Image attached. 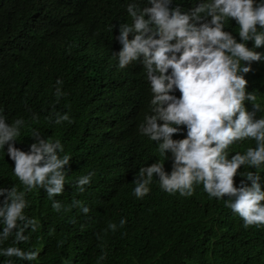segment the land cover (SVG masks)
<instances>
[{
  "label": "trees",
  "instance_id": "obj_1",
  "mask_svg": "<svg viewBox=\"0 0 264 264\" xmlns=\"http://www.w3.org/2000/svg\"><path fill=\"white\" fill-rule=\"evenodd\" d=\"M132 0H0V115L8 124L23 119L25 126L16 147L27 152L31 130L60 140L70 154L65 190L49 199L44 189L26 192L25 215L37 220V230H27L28 241L15 244L14 237L0 242V250L17 246L39 251L36 260L25 261L0 255V264H264V227L243 226V220L225 201L209 198L203 185H195L194 195H169L154 177L150 193L137 198L134 178L141 167L164 164L172 171L171 153L162 155L156 142L142 136L138 126L149 111L152 98L143 65L134 62L120 69L113 53L122 45L119 25L131 23L126 9ZM141 7L147 0H137ZM201 0H173L172 7L183 12ZM260 0H257L259 3ZM115 26V27H114ZM225 31L241 41L235 20L225 22ZM131 38V37H130ZM243 74L246 91L255 94L264 118V47ZM171 70H169L170 74ZM62 80L64 93L55 95L56 81ZM172 95L180 97L177 90ZM249 112L253 104L246 101ZM68 114L71 123L56 124L48 117ZM39 116L34 122L32 117ZM187 129L174 135L186 138ZM255 148L253 139L235 142L227 150L229 158ZM240 173L260 175L264 189V165L259 169L241 167ZM95 175L83 192L76 181ZM242 175H237L239 187ZM24 187L14 173L7 146L0 147V187ZM79 200L90 211L71 207ZM60 202L64 210L52 205ZM127 223L121 227L120 220ZM115 223L117 230L108 228ZM3 225L0 224V230ZM100 236L98 239L97 236ZM106 258L100 260L99 257Z\"/></svg>",
  "mask_w": 264,
  "mask_h": 264
},
{
  "label": "clouds",
  "instance_id": "obj_2",
  "mask_svg": "<svg viewBox=\"0 0 264 264\" xmlns=\"http://www.w3.org/2000/svg\"><path fill=\"white\" fill-rule=\"evenodd\" d=\"M172 5L173 0H147L144 7L137 0L128 3L131 23L119 25L117 39L122 48L113 53L120 69L137 61L143 65L152 98L138 131L156 142L162 155L171 153L173 157L170 174L160 162L141 167L133 181V194L139 199L148 195L154 177L163 191L181 197L193 196L195 185L202 184L209 198L227 197L225 207L243 220L246 229L264 227L260 175L239 171L243 166L259 169L264 165V118H255L261 107L255 103L256 95L246 91L248 81L243 75L251 71L245 64L262 59L247 42L253 41L256 49L264 47V0H201L187 12ZM228 20L236 21L243 42L224 30ZM62 84V80L56 81L58 99L64 95ZM177 90L179 98L171 94ZM246 101L253 104V112L246 109ZM48 119L56 124L71 123L68 114L55 111ZM32 120L38 122L39 116ZM24 126L23 119L8 124L0 115V147L7 146L15 176L24 187L23 191L16 186L0 187V242L14 237V245L28 241L27 230H37V220L25 215L26 192L40 187L49 199L61 195L71 160L60 140L45 138L36 128L31 130L35 142L29 150L17 148L16 139ZM182 128L187 129L186 138L174 140ZM245 139L255 140L256 147L229 158V147ZM94 175L90 172L76 181L81 192ZM237 175L244 177L239 187ZM52 207L56 212L64 210L58 201ZM71 207L84 214L90 211L79 200H73ZM119 223L123 227L127 221ZM108 228L115 232L117 225L110 222ZM0 255L33 261L40 253L9 246Z\"/></svg>",
  "mask_w": 264,
  "mask_h": 264
}]
</instances>
